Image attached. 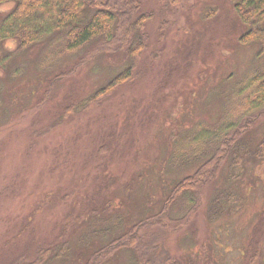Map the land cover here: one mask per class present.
I'll use <instances>...</instances> for the list:
<instances>
[{
    "label": "rangeland",
    "instance_id": "obj_1",
    "mask_svg": "<svg viewBox=\"0 0 264 264\" xmlns=\"http://www.w3.org/2000/svg\"><path fill=\"white\" fill-rule=\"evenodd\" d=\"M140 1L144 10L155 12L146 26L147 49L134 69L142 76L47 133L62 120L65 104L88 99L120 73L108 67L119 65L122 55L109 53L100 65L93 67L90 60L74 68L78 55L39 71L33 64L40 51H27V75L9 82V72L0 70V264H10L20 254L36 256L40 246L56 240L61 224L76 223V215L89 204L103 210V193L113 195L116 207L130 198L136 220L157 213L177 178L194 172L166 174L175 145L171 136L204 122L217 123L235 103V90L247 89L251 76L264 70L259 44L241 42L247 26L234 9L241 0ZM14 4L0 5V17ZM55 43V38L47 39L38 47L45 48V64L58 52L52 50ZM4 44L16 50V40ZM126 47L121 48L124 54ZM14 65L21 67L20 56ZM256 134L260 141L263 132ZM228 173L223 167L214 183L202 187L198 212L169 236L163 251L181 264H264V159L248 160L242 170V211L211 223L212 191ZM112 178L132 184L131 191L115 184L98 193ZM179 214L174 209L173 215ZM78 228H70L69 239L77 238ZM250 248L257 254L261 249L258 259L250 256ZM112 264L131 262L119 253Z\"/></svg>",
    "mask_w": 264,
    "mask_h": 264
},
{
    "label": "trees",
    "instance_id": "obj_2",
    "mask_svg": "<svg viewBox=\"0 0 264 264\" xmlns=\"http://www.w3.org/2000/svg\"><path fill=\"white\" fill-rule=\"evenodd\" d=\"M176 1L179 0L172 2ZM10 2L15 3L13 8L0 17V70L9 72V82L21 75L31 61L29 53L40 51L38 47L47 39L55 38L52 50H58L52 52L50 62L61 63L79 55L80 61L74 68L90 60L94 66L100 65L97 62L109 53L122 55L119 65L108 67L110 72L120 73L106 85H99L101 87L85 98L87 100H71L65 104L62 120L46 128L44 133L59 126L69 115L99 105L113 96L119 86L142 76L134 69L138 57L147 49L146 26L155 12L144 10L140 0H0V5ZM234 9L247 26L241 42L259 44V54H264V0H241L235 3ZM31 21L37 22L36 25ZM164 28L165 24H161L160 41L165 36ZM10 39L17 41L15 51L5 47L4 43ZM126 45L124 54L121 48ZM45 55L44 49L40 52L38 66L43 71L44 67H51L42 66L41 58ZM18 56L21 67L16 68L14 61ZM235 91V103L229 105L217 123L204 122L192 131L171 136L175 145L170 160L165 163L166 174L173 170L182 173L193 169L194 172L177 178L164 193L165 201L157 213L136 220L129 209L130 198L116 207L112 203L113 195L103 193L107 199L103 210L97 212L96 206L89 204L88 209L76 215V223L61 224L56 240L40 246L36 256L20 254L10 264H112L119 253L127 255L131 264H181L163 250L169 236L186 227L200 209L202 187L214 183L223 167H228L223 183L212 191L207 218L213 223L238 214L245 203L239 188L245 163L264 159V70L251 76L247 89ZM258 130L263 132L260 141ZM115 184L131 191L132 184H120L117 178H112L98 193ZM162 195L157 196L158 199ZM174 209H179L178 216L173 215ZM76 226L79 227L77 238L69 239L70 228ZM94 240L97 242L93 243ZM260 250L257 254L250 248V256L254 253L253 259H258Z\"/></svg>",
    "mask_w": 264,
    "mask_h": 264
},
{
    "label": "bare ground",
    "instance_id": "obj_3",
    "mask_svg": "<svg viewBox=\"0 0 264 264\" xmlns=\"http://www.w3.org/2000/svg\"><path fill=\"white\" fill-rule=\"evenodd\" d=\"M163 7H164L165 9H167V5H166V4H163Z\"/></svg>",
    "mask_w": 264,
    "mask_h": 264
}]
</instances>
